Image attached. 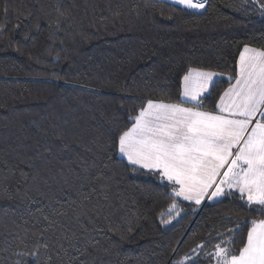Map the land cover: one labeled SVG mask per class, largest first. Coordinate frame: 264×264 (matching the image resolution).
Instances as JSON below:
<instances>
[{"label": "trees", "instance_id": "1", "mask_svg": "<svg viewBox=\"0 0 264 264\" xmlns=\"http://www.w3.org/2000/svg\"><path fill=\"white\" fill-rule=\"evenodd\" d=\"M242 2L211 0L196 11L165 0H0V264H14L13 252L36 246L45 215L59 222L56 212L67 210L65 201L55 203L59 194L53 197L48 175L78 157L91 164L93 153L82 145L103 143L114 124L130 127L128 116L144 100L178 102L187 66L225 74L203 101V109H215L244 45L264 47V16L251 0L235 11ZM61 12L68 15L56 28ZM55 125L66 130L63 142H53ZM37 142L52 147L36 158L39 192L20 176L28 171L21 159L35 157ZM110 154L113 164L104 171L117 210L89 226L103 229L92 233L100 248L90 249L89 264H173L202 241L211 250L218 241L209 237L233 227L226 217L260 218L236 195L202 206L181 199L180 216L162 224L170 189L145 172L133 174L114 148ZM5 188L13 199L4 197Z\"/></svg>", "mask_w": 264, "mask_h": 264}, {"label": "snow or ice", "instance_id": "2", "mask_svg": "<svg viewBox=\"0 0 264 264\" xmlns=\"http://www.w3.org/2000/svg\"><path fill=\"white\" fill-rule=\"evenodd\" d=\"M170 2L184 9L211 7V0ZM249 6V0H243L235 11L242 12ZM251 6L258 7L264 16V0H251ZM7 14L5 6V18ZM66 15L59 14L56 28ZM222 76L225 74L187 66L179 77L178 102L144 100L135 114L128 116L126 123L130 127L114 124L107 130L103 143L94 141L91 146L82 145L86 152L93 153L91 164L78 157L66 169L61 167L55 175H48L56 189L53 197L59 194L55 203L65 201L67 210L56 212L59 222L43 217L47 225L40 231L36 246L13 252L14 264H89L91 250L100 248V241L92 233L103 232L101 228L89 226L99 219L108 220L117 210L111 179L104 171L113 164L110 154L113 148L116 159L125 163L133 174L145 172L170 189L172 203L166 213H161L162 224H170L180 216L181 199L200 206L206 200L218 203L222 198L238 195L249 212L259 214L260 218L243 221L238 216L226 217L233 227L209 237L218 241L211 250H206L207 241H202L189 250L191 255L186 253L173 264H203L204 260L209 264H264V47L244 45L236 74L227 75L229 86L220 95L215 110H202L204 99ZM51 136L55 138L54 143L63 142L66 130L55 125ZM41 148L52 153L50 144L37 142L35 157L21 159L28 171L21 169L20 176L26 184L31 181L37 192L36 158H42ZM3 195L14 198L7 188ZM24 198L31 199L27 191ZM125 202L121 197V204ZM65 222L68 227L64 226ZM244 228L246 236L241 246L236 247V238Z\"/></svg>", "mask_w": 264, "mask_h": 264}, {"label": "crops", "instance_id": "3", "mask_svg": "<svg viewBox=\"0 0 264 264\" xmlns=\"http://www.w3.org/2000/svg\"><path fill=\"white\" fill-rule=\"evenodd\" d=\"M238 58H239V56H238ZM238 58H237V61H238ZM234 82V81H233ZM228 88V87H227ZM219 100V99H218ZM186 106H189V107H191L192 105H186ZM202 110H207V109H202ZM215 110V109H214ZM214 110H212V111H214ZM209 111H211V110H209ZM205 202V201H204ZM204 202H202V204L204 203ZM194 203V202H193ZM202 204H201V206H202Z\"/></svg>", "mask_w": 264, "mask_h": 264}, {"label": "rangeland", "instance_id": "4", "mask_svg": "<svg viewBox=\"0 0 264 264\" xmlns=\"http://www.w3.org/2000/svg\"><path fill=\"white\" fill-rule=\"evenodd\" d=\"M165 1H168V2H170V0H165ZM181 6V5H180ZM183 7V6H182ZM190 10H194V9H190ZM196 11H199V10H196Z\"/></svg>", "mask_w": 264, "mask_h": 264}]
</instances>
